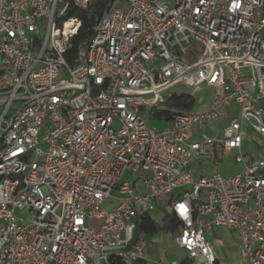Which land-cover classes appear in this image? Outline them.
I'll list each match as a JSON object with an SVG mask.
<instances>
[{
    "label": "built area",
    "instance_id": "built-area-1",
    "mask_svg": "<svg viewBox=\"0 0 264 264\" xmlns=\"http://www.w3.org/2000/svg\"><path fill=\"white\" fill-rule=\"evenodd\" d=\"M92 1L0 0V264H168L146 256L160 207L185 251L172 264H219L215 227L264 264V0H109L77 43ZM178 84L213 88L211 106L150 127ZM219 152L241 170L186 167Z\"/></svg>",
    "mask_w": 264,
    "mask_h": 264
},
{
    "label": "rangeland",
    "instance_id": "rangeland-1",
    "mask_svg": "<svg viewBox=\"0 0 264 264\" xmlns=\"http://www.w3.org/2000/svg\"><path fill=\"white\" fill-rule=\"evenodd\" d=\"M193 93L194 92L191 88L186 87L183 84H178L175 87L171 88L165 95L166 97H168L169 94L183 95V94H193ZM193 95L197 98V101L198 99H200V97L202 96L205 97V94L204 93L202 94V92L198 94L194 93ZM162 107H165V104ZM238 111H239L238 107H236L234 104L231 107L227 108L226 112L228 114V119L237 117ZM144 115L150 127L155 128V129H161L163 127L164 121L151 119L148 112L145 113ZM202 128L207 129L209 128V125H195L192 128V134H193V131H199V129L201 130ZM198 136H199V133L195 135L196 138ZM253 138L254 140L256 139L253 134L248 136V139H247L248 141L245 146V152H250L251 154H256V153L258 154L260 152L259 147L249 141ZM234 154L235 152L221 153L222 161L218 163V169L216 170L228 176L235 175L236 173H238L241 169V165L234 160V157H233ZM209 163L210 162L203 161V166L207 168V165H209ZM106 208L111 209V206L107 204ZM160 209L163 211V213L169 212L168 209L165 207H162V208L160 207ZM161 210L157 209V211L154 212V217L157 221V224L160 227V230L154 236L147 238L149 245L147 248L148 252L146 253V256H148L151 260H154V261L162 260L168 264L180 262L185 257V251L178 247V245L174 241L173 233L169 229H167V223L161 220V218L163 217ZM102 223H103V219L101 218L94 217V218L89 219V224L96 231H98L101 228ZM215 237L218 238V235H215ZM238 244H239V240H238ZM228 247L229 246H226L223 248V253L221 255L223 258V259L221 258L222 262H229V260H231L232 258L233 253L232 251L229 250Z\"/></svg>",
    "mask_w": 264,
    "mask_h": 264
},
{
    "label": "crops",
    "instance_id": "crops-1",
    "mask_svg": "<svg viewBox=\"0 0 264 264\" xmlns=\"http://www.w3.org/2000/svg\"><path fill=\"white\" fill-rule=\"evenodd\" d=\"M200 92H202V94L204 93L206 98L204 96H202L197 101V98L194 96L196 101H197L195 111L210 107L211 104H212L214 95H215V90L213 88H210V87H204V88H202V90H200L198 92H195V93L198 94ZM234 105L236 107H238L235 103H234ZM231 106H229V107H231ZM229 107H227V108H229ZM227 108L226 107L219 108V112L221 114V118L218 121H215V122H213L211 124H208L209 128H207V129L202 128L201 130L199 129V131H193L194 137L198 133H199V136L201 134H205V135H208V136H213L214 134L218 133L230 121V119H228V114L226 112ZM168 122L169 121H164V125H163V127L161 129L165 128L168 125ZM210 126H212V127H210ZM246 143H245V146H246ZM256 146L259 147V151L260 152L258 154L256 153V154H252V155L262 157L263 153H262L261 146H259V145H256ZM244 150H245V148H244ZM216 161H217V163L210 162L209 165H207V168H205L203 166V161L202 160H199L197 158H193V159L190 160V162L187 164L186 167L194 169L195 178L198 179L200 176H202L204 174L212 173L214 171L219 172L216 169H218V163L222 161V156H221L220 152L218 153ZM240 165H241V168H242L243 167L242 164H240ZM219 173H221V172H219ZM221 174H223V173H221ZM223 175H225V174H223ZM225 176H228V175H225ZM210 235H211V237H210ZM215 235H218V238L215 237ZM208 236H209L208 240L212 243V245L214 247V250L216 251V253H217V255H218L219 259H220L219 260V264H244L245 263L240 257V251H239V244H238L237 234L232 229H229L227 227H215L208 234ZM232 242H234V243H232ZM226 246H229L228 248H229L230 251H232L233 254H232V258H231V260H229V262H222L221 261V258H222L221 255L223 253V248L226 247Z\"/></svg>",
    "mask_w": 264,
    "mask_h": 264
},
{
    "label": "trees",
    "instance_id": "trees-1",
    "mask_svg": "<svg viewBox=\"0 0 264 264\" xmlns=\"http://www.w3.org/2000/svg\"><path fill=\"white\" fill-rule=\"evenodd\" d=\"M109 0H93L91 4L84 10H81L73 16L80 18L83 21V26L79 33V38L76 40L79 43L81 40L89 37L88 29H90L101 17ZM197 101L193 94H174L166 103L165 107L155 108L149 112L151 119L159 121H169L176 113L195 111ZM165 222L167 229L173 233L178 231V226L174 224L173 218L170 214H166ZM143 229L147 237H152L160 230L159 225L155 221L144 220Z\"/></svg>",
    "mask_w": 264,
    "mask_h": 264
},
{
    "label": "snow or ice",
    "instance_id": "snow-or-ice-1",
    "mask_svg": "<svg viewBox=\"0 0 264 264\" xmlns=\"http://www.w3.org/2000/svg\"><path fill=\"white\" fill-rule=\"evenodd\" d=\"M181 207H183V206H181Z\"/></svg>",
    "mask_w": 264,
    "mask_h": 264
}]
</instances>
